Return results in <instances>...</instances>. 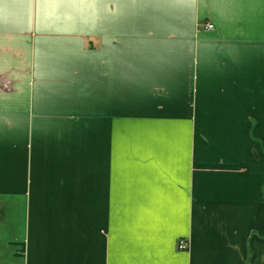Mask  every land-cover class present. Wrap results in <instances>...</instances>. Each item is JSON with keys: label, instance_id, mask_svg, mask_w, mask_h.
Returning <instances> with one entry per match:
<instances>
[{"label": "crops", "instance_id": "1", "mask_svg": "<svg viewBox=\"0 0 264 264\" xmlns=\"http://www.w3.org/2000/svg\"><path fill=\"white\" fill-rule=\"evenodd\" d=\"M0 264H264V0H0Z\"/></svg>", "mask_w": 264, "mask_h": 264}, {"label": "built area", "instance_id": "2", "mask_svg": "<svg viewBox=\"0 0 264 264\" xmlns=\"http://www.w3.org/2000/svg\"><path fill=\"white\" fill-rule=\"evenodd\" d=\"M204 27H205V29H207V30H212V29H213V25L210 24V23H206V24L204 25ZM180 244H182V243H180Z\"/></svg>", "mask_w": 264, "mask_h": 264}, {"label": "rangeland", "instance_id": "3", "mask_svg": "<svg viewBox=\"0 0 264 264\" xmlns=\"http://www.w3.org/2000/svg\"><path fill=\"white\" fill-rule=\"evenodd\" d=\"M183 247H184V244H179L178 245V248H180V249L183 248Z\"/></svg>", "mask_w": 264, "mask_h": 264}]
</instances>
